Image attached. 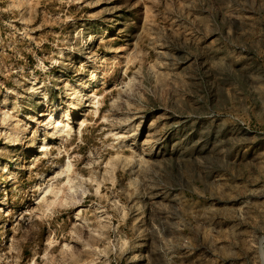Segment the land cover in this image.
Returning <instances> with one entry per match:
<instances>
[{"label":"rangeland","instance_id":"obj_1","mask_svg":"<svg viewBox=\"0 0 264 264\" xmlns=\"http://www.w3.org/2000/svg\"><path fill=\"white\" fill-rule=\"evenodd\" d=\"M0 264H264V0H0Z\"/></svg>","mask_w":264,"mask_h":264},{"label":"bare ground","instance_id":"obj_2","mask_svg":"<svg viewBox=\"0 0 264 264\" xmlns=\"http://www.w3.org/2000/svg\"><path fill=\"white\" fill-rule=\"evenodd\" d=\"M95 75H96V74H95V72L93 71V72H92V76H91V77H92V79H94V76H95ZM50 117H52V114H51V116H50ZM67 119H68V118H67ZM63 127H64V126H63ZM63 127H62L61 129H59V128H58V131H61V132H62V130H63ZM42 149H43V148H42ZM77 215H78V214H77ZM77 218H79V216H77Z\"/></svg>","mask_w":264,"mask_h":264}]
</instances>
